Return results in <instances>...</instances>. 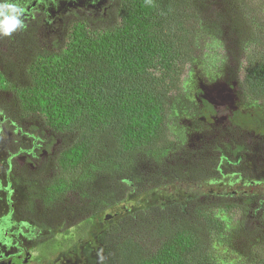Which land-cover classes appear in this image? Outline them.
I'll list each match as a JSON object with an SVG mask.
<instances>
[{
	"label": "trees",
	"instance_id": "obj_1",
	"mask_svg": "<svg viewBox=\"0 0 264 264\" xmlns=\"http://www.w3.org/2000/svg\"><path fill=\"white\" fill-rule=\"evenodd\" d=\"M205 1L108 0L97 21L72 13L61 41L51 45L54 51L40 49L30 27L23 32V47L6 54L0 74L9 94L4 125L19 134L16 154L40 161L51 138H61L50 165L42 162L25 183L15 178L27 197L22 209L51 231L44 237L47 255L38 261L73 250L65 239L72 228L82 223L87 233L99 216L143 188L147 176L141 163L161 168L173 151L170 123L194 106L183 78L195 59ZM248 1L225 0L242 57L238 95L242 105L253 106L252 113L235 111L231 123L264 133V14ZM47 167L54 172L42 181ZM178 182L174 190H187L180 203L135 212L123 207L110 216L113 221L97 236L108 264H238L212 256L208 238L224 235L225 217L242 206L218 193L212 203L207 193L195 194L188 182ZM263 195L256 189L246 202ZM83 252L87 263L95 264L93 250ZM251 263L264 264V253Z\"/></svg>",
	"mask_w": 264,
	"mask_h": 264
},
{
	"label": "rangeland",
	"instance_id": "obj_2",
	"mask_svg": "<svg viewBox=\"0 0 264 264\" xmlns=\"http://www.w3.org/2000/svg\"><path fill=\"white\" fill-rule=\"evenodd\" d=\"M32 1L0 0V5L9 3L22 8L27 3V6H30L29 3ZM105 1L55 0L56 9L53 11L58 18H62L63 22L73 19L72 12H75L78 18H91L97 21L100 15L96 9L109 3ZM247 3L262 8L264 14V0H249ZM70 5L75 9L72 12L69 11L72 7ZM79 7L81 11L77 12ZM54 21L58 23L57 19ZM47 24H50V21ZM198 27L199 32L194 42L195 59L183 78L187 98L194 106L188 112L185 110L183 115L174 116V120L171 121L169 137L174 148L161 168L146 162L141 163L140 172L147 176L143 188L136 191L137 194L135 192L129 195L119 208L99 216L98 221L87 233L82 232L84 228L82 223L72 228L65 235V239L73 243V250L70 248L56 252L42 262L38 261V258L47 255L48 251L44 246L46 241L32 250L29 239L33 237H27V233L18 235L19 229L11 226L9 240L14 242L15 238L21 239V243L28 248L30 256L32 254L29 264H88L82 252L87 248L93 250L95 264H108L97 243L99 232L113 221L108 218L123 207L135 212L150 206L158 207L164 203L170 205L180 203L187 196V190L186 192L180 188L174 190L172 185L176 180L179 181L178 183L188 182L189 189L196 190L195 194L207 193L210 196L202 198L212 203H217L219 196L216 193H218L243 208L225 217L227 226L224 235L221 233V237L219 235L208 238L209 252L212 256L229 263L252 264V260L258 254L264 253V205H258L260 202L264 204V195L258 196V200L246 202L247 195L252 194L256 189L264 192V133L251 128L238 129L231 123L235 111L252 113L253 106L242 105L238 95L242 57L225 0H206L199 10V26L196 28ZM23 32L25 30L18 27L10 35H4V48L0 47V52H4V58L7 53L15 55L23 47L25 40ZM33 38L40 49L48 51H54L53 46L51 47L52 42L58 41L57 35L52 33L48 36L43 27H40ZM8 96L9 94H4L5 99ZM204 102L211 107V110L205 109ZM7 127L4 125V175L9 162L12 179L5 181L4 176V187L8 183V190L15 189L13 191L15 196L12 199L13 203H16L21 200L20 194L24 188L20 189L13 182V178L25 183L31 178L30 176L38 172L39 166L29 154L25 156L16 154L14 148L19 144V134L12 129L7 130ZM45 135L51 138L49 132ZM51 139L54 143L39 155V162H45L46 165L54 160L61 143L60 137ZM238 149L240 151L236 152ZM221 154L229 160V164L225 161L220 163ZM171 170L179 175L178 179L169 175ZM43 171L42 181L50 178L54 172L48 167ZM234 191L238 192V196L229 194ZM70 200L73 202L74 197L70 196ZM7 210L4 197V214H7ZM105 215L108 216L105 217L106 219H104ZM50 233L51 231L41 234L46 236ZM34 235L38 236L37 233ZM16 250L11 245L8 252L12 253Z\"/></svg>",
	"mask_w": 264,
	"mask_h": 264
},
{
	"label": "flooded vegetation",
	"instance_id": "obj_3",
	"mask_svg": "<svg viewBox=\"0 0 264 264\" xmlns=\"http://www.w3.org/2000/svg\"><path fill=\"white\" fill-rule=\"evenodd\" d=\"M1 1L4 2V0ZM107 2L108 0L105 1V3ZM27 4H24L22 6L23 12L20 17V21L25 27L23 28V30H25L24 33L30 31L31 29H35L36 33L40 29V27H43L48 36H51V34L54 33L58 36V40L60 42L62 39V34L64 32L63 26L64 24H66V22H63L62 18H58L56 12L53 11V9H56L55 0H33L29 3L30 6H27ZM27 7H30V9L28 8V10ZM102 7L104 6H99L96 9L97 13L100 16L102 15V13L100 12ZM72 10H75L73 6L69 11L72 12ZM79 11H81L80 7L77 8V12ZM55 19L58 20L57 24L56 21H54ZM48 21H50V24H47ZM30 27L31 29H29ZM52 43L58 44V41ZM1 46L2 48H4V35H0V47ZM0 74H4V52H0ZM28 154L29 153H27L26 155ZM219 161L220 163H223V161H225L227 164H229V160L226 157H220ZM34 162H36L39 167L42 166V163H40L39 161L34 160ZM7 165V170L4 175V83L0 81V264H29L30 260H32V254L30 256V253L27 251L28 248L21 243V239L19 240V238H15L14 242L9 240V229L11 228V226L16 227L20 232L18 233V235L27 233V237L32 236L33 238L29 239L31 240L29 244L32 250L45 241L44 237L46 236L42 235L41 233L50 232V230L49 228H41L40 225L34 223L31 219L33 217L31 213L22 209L26 206L25 204L27 201V197L24 193L25 191H22V194H20L21 200L13 203L12 198L13 196H15L13 194V191H15V189L8 190V183L6 184V187H4V176L5 181H10V179H12V177H10L12 174L10 173L12 170L11 165L9 162L7 163ZM13 182L16 184V180L14 178ZM17 186L22 189L21 186ZM4 197L5 203L8 206L7 214H4ZM34 233H37L38 236H35ZM12 242L15 246H13ZM11 245L12 248H15L17 250L15 252L9 253L8 249ZM84 260L87 261L85 257Z\"/></svg>",
	"mask_w": 264,
	"mask_h": 264
},
{
	"label": "clouds",
	"instance_id": "obj_4",
	"mask_svg": "<svg viewBox=\"0 0 264 264\" xmlns=\"http://www.w3.org/2000/svg\"><path fill=\"white\" fill-rule=\"evenodd\" d=\"M22 12L23 9L15 4L0 5V35H10L15 29L22 26L19 19Z\"/></svg>",
	"mask_w": 264,
	"mask_h": 264
},
{
	"label": "water",
	"instance_id": "obj_5",
	"mask_svg": "<svg viewBox=\"0 0 264 264\" xmlns=\"http://www.w3.org/2000/svg\"><path fill=\"white\" fill-rule=\"evenodd\" d=\"M238 161H240L239 158H238ZM107 217H108V216H107Z\"/></svg>",
	"mask_w": 264,
	"mask_h": 264
}]
</instances>
